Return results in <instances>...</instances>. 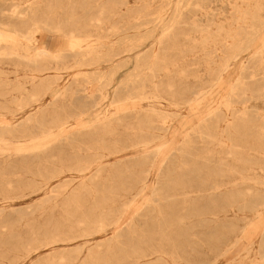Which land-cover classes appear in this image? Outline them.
I'll use <instances>...</instances> for the list:
<instances>
[{
  "label": "rangeland",
  "instance_id": "374dc122",
  "mask_svg": "<svg viewBox=\"0 0 264 264\" xmlns=\"http://www.w3.org/2000/svg\"><path fill=\"white\" fill-rule=\"evenodd\" d=\"M0 264H264V0H0Z\"/></svg>",
  "mask_w": 264,
  "mask_h": 264
},
{
  "label": "bare ground",
  "instance_id": "6f19581e",
  "mask_svg": "<svg viewBox=\"0 0 264 264\" xmlns=\"http://www.w3.org/2000/svg\"><path fill=\"white\" fill-rule=\"evenodd\" d=\"M257 1V0H256ZM40 25V24H39ZM39 27H41V26H39ZM34 29V28H33ZM10 30V29H9ZM15 31V30H14ZM13 31V32H14ZM33 31V30H32ZM1 33H3V32H1ZM19 34V33H18ZM4 35V34H3ZM6 35V34H5ZM4 35V36H5ZM20 35V34H19ZM12 40V39H11ZM73 41V40H72ZM156 42L154 43V45H153V47H152V52H154L155 54H157V46H156ZM47 46V45H46ZM72 47V46H71ZM47 48V47H46ZM70 48V47H69ZM40 49H41V47H40ZM39 49V50H40ZM41 50H43V49H41ZM61 50V49H60ZM49 51V50H48ZM62 51V50H61ZM29 52V51H28ZM43 53L45 52V51H42ZM41 52V53H42ZM209 52V51H208ZM55 53H56V51H55ZM53 54V53H48V56L49 57H51V58H55V57H57L58 56V54ZM81 53H83V52H81ZM34 54V53H33ZM31 55V54H30ZM38 55H39V52H38ZM33 60H36L35 58L33 59ZM41 70V69H40ZM222 74V73H221ZM221 74H220V76H221ZM223 78V77H222ZM50 84V83H49ZM150 87H151V90L150 91H145L146 89V86L144 85V84H142V86H141V92H144L142 95H141V98H146L147 97V95L148 94H150V96L153 98V100H154V102L156 103V102H159V101H156V100H159V99H161L162 97L159 95V87H160V84L157 82V81H154V82H152L151 84H150ZM61 90V89H60ZM146 92V93H145ZM202 92V91H201ZM149 97V96H148ZM131 97H126L125 98V100H128V99H130ZM149 99V98H148ZM152 100V101H153ZM195 100V99H194ZM153 102V103H154ZM168 103V102H167ZM140 105V104H139ZM172 105V104H171ZM164 106H166V105H164ZM163 108V107H162ZM164 109V108H163ZM176 109V108H175ZM140 111H141V109H140ZM140 113V112H139ZM153 113V112H152ZM66 118V117H65ZM65 120V119H64ZM78 123V122H77ZM229 124V123H228ZM64 128V127H63ZM61 129V128H60ZM62 130V129H61ZM65 130V129H64ZM65 131H67V130H65ZM62 132V131H61ZM64 133V132H63ZM66 134V133H65ZM59 135V134H58ZM57 135V136H58ZM62 137V136H61ZM24 145V144H23ZM102 156V155H101ZM100 156L98 155V158H99ZM61 158V157H60ZM94 158H95V156H94ZM63 159V158H62ZM81 161H79V163H80ZM80 166V165H79ZM82 167V166H81ZM60 168H62V167H60ZM89 168V167H88ZM87 169V168H86ZM88 170V169H87ZM66 171V170H65ZM79 171V170H78ZM83 172V171H82ZM79 173V172H78ZM46 183V182H45ZM122 215H120V217H121ZM119 217V218H120ZM102 218H105L104 216L102 217ZM5 227V226H4ZM145 256V255H144Z\"/></svg>",
  "mask_w": 264,
  "mask_h": 264
}]
</instances>
